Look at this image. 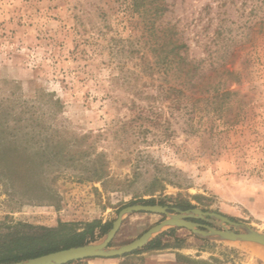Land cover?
<instances>
[{
    "label": "rangeland",
    "instance_id": "374dc122",
    "mask_svg": "<svg viewBox=\"0 0 264 264\" xmlns=\"http://www.w3.org/2000/svg\"><path fill=\"white\" fill-rule=\"evenodd\" d=\"M136 1L0 0V138L40 149L35 171L55 193L48 201L33 186L8 195L0 184V232L113 222L131 201L153 197L172 208L190 201L264 233V0H146L165 5L159 18ZM172 26L206 82L218 81L224 67L210 70L221 65L239 74L227 82L238 92L235 125L206 100L195 104L174 91L171 72L156 65L153 49L168 43ZM89 148L105 154L104 182L76 177L90 171L75 161ZM68 150L74 161L61 156ZM165 218L126 216L111 246ZM193 220L222 228L215 218ZM159 235L169 246L140 250L124 263L264 264V246L255 242L178 227Z\"/></svg>",
    "mask_w": 264,
    "mask_h": 264
},
{
    "label": "trees",
    "instance_id": "16d2710c",
    "mask_svg": "<svg viewBox=\"0 0 264 264\" xmlns=\"http://www.w3.org/2000/svg\"><path fill=\"white\" fill-rule=\"evenodd\" d=\"M136 2L140 11L147 12L149 8H153L156 18H159L165 10V5L161 2L155 6H151L152 2L148 3L146 0H137ZM168 38V43L158 44L153 52L156 53L157 57L156 65L171 72L174 79L173 90L183 93L195 104L198 101L206 100L210 103L212 112L218 118L223 119L228 126L235 125L237 120L231 117V112L234 106L233 97L238 92L227 87V82L232 84L239 81V74L234 69L226 68L225 65H221L220 68L213 67L210 70L211 74L217 73L222 67H224V70L218 81L209 84L205 81L204 73L206 71L199 62L190 58V47L187 42L181 40L175 26L169 28ZM201 88L207 92L206 97L198 96ZM4 140L3 137L0 138V184L6 187L5 193L8 195L20 194L23 188L35 186L45 192V200L52 201L55 193L51 187L43 186L44 172L37 174L38 171H35L39 163L34 158V154H39L41 150L36 149L35 152H28L18 138L9 139L7 143L3 142ZM85 152L86 154L79 156L77 160H75V154H72L69 150L62 152L61 156L90 167V171H86V175H77V179L104 182L108 177L105 154L90 152V148L86 149ZM151 191H156V188L152 187ZM135 203L156 204V200L153 197L150 199L141 197L130 202V204ZM161 204L164 205L162 202ZM176 206L183 210L195 207L190 201L178 203ZM112 223V221L103 222L100 219H95L78 227L76 224L61 221L58 227H42L41 231L37 233H24L18 229L0 232V264L25 260L63 248L95 241L109 231ZM170 232H174V229H171ZM167 246L169 245L163 243L162 236L159 235L142 249H138L133 253L143 249H162ZM127 255L129 254L124 256Z\"/></svg>",
    "mask_w": 264,
    "mask_h": 264
},
{
    "label": "water",
    "instance_id": "95a60500",
    "mask_svg": "<svg viewBox=\"0 0 264 264\" xmlns=\"http://www.w3.org/2000/svg\"><path fill=\"white\" fill-rule=\"evenodd\" d=\"M136 212H155L165 215L166 218L150 227L135 240L121 246L112 247L111 243L123 225L125 217ZM197 218L208 221L210 218H215L220 221L222 228H216L193 220ZM227 224L242 227L243 230H231L226 226ZM169 227L185 228L200 237L229 241H250L264 246V233L252 227L241 225L219 213L204 211L201 208L183 210L178 207L172 208L162 204L135 203L119 211L112 223V227L103 236L101 241L63 248L37 257L3 264H67L94 257H119L143 248L162 232L164 228Z\"/></svg>",
    "mask_w": 264,
    "mask_h": 264
},
{
    "label": "crops",
    "instance_id": "0c3cea01",
    "mask_svg": "<svg viewBox=\"0 0 264 264\" xmlns=\"http://www.w3.org/2000/svg\"><path fill=\"white\" fill-rule=\"evenodd\" d=\"M133 255H134V253H129V255H127V256L123 255V256H119V257H110V258L94 257V258L86 259V261H87V264H125L124 263L125 260H127V258H129L130 256H133Z\"/></svg>",
    "mask_w": 264,
    "mask_h": 264
}]
</instances>
